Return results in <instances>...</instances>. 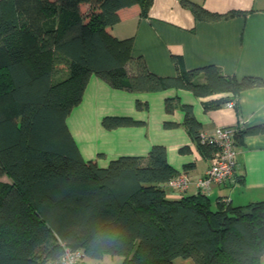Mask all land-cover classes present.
Here are the masks:
<instances>
[{
	"label": "trees",
	"instance_id": "obj_1",
	"mask_svg": "<svg viewBox=\"0 0 264 264\" xmlns=\"http://www.w3.org/2000/svg\"><path fill=\"white\" fill-rule=\"evenodd\" d=\"M151 2L0 0V177L10 179L0 180V264H58L65 248L79 249L82 264H104V255L120 257V264H174L176 257L195 264H260L264 199L232 205L202 190L170 198L166 183L179 172L167 162L164 145H153L145 157L120 155L99 166L83 159L69 131L66 118L91 75L132 92L229 94L204 102L205 109L229 102L237 108L243 89L264 85L260 76L237 79L214 64L161 76L142 58L133 60L132 38H117L106 27L119 21L121 8L137 4L146 15ZM180 3L203 21L241 13ZM177 101L165 98L166 111ZM136 107L147 104L136 101ZM181 107L183 127L210 159L217 146L201 141L191 106ZM101 123L111 129L143 121L104 116ZM232 128L237 145L244 135L264 133V124Z\"/></svg>",
	"mask_w": 264,
	"mask_h": 264
},
{
	"label": "crops",
	"instance_id": "obj_2",
	"mask_svg": "<svg viewBox=\"0 0 264 264\" xmlns=\"http://www.w3.org/2000/svg\"><path fill=\"white\" fill-rule=\"evenodd\" d=\"M212 12L239 11L215 21L197 20L180 0H152L146 15L139 5L121 8L119 21L106 30L117 38H132L133 60L142 58L146 67L161 76H172L177 67L192 69L216 65L224 75L241 79L256 75L264 79V0H192ZM88 4H81L86 12ZM129 63L134 70V62ZM229 94L197 97L191 91L167 88L153 92H132L111 87L101 78L91 75L83 96L66 118V123L83 159L106 166L120 155L146 156L153 145L166 148L167 162L177 172H186L193 182L185 195L200 189L195 179L203 175L210 159L202 157L183 127L184 110L191 106L201 131L212 132L219 126L245 129L264 124V85L243 89L237 108L223 104L205 109L209 102ZM176 97L172 112L165 108V98ZM136 101L146 103L139 109ZM104 116H130L142 120L139 125L105 128ZM173 121L177 126L166 127ZM182 147L189 150L182 152ZM233 176L223 184H210L202 190L212 199H224L232 205H245L264 199V133L244 135ZM185 166H187L185 168ZM167 196L177 195L166 189ZM104 264H120L118 256L104 255ZM174 264H195L190 258L176 257ZM260 264H264V254Z\"/></svg>",
	"mask_w": 264,
	"mask_h": 264
},
{
	"label": "built area",
	"instance_id": "obj_3",
	"mask_svg": "<svg viewBox=\"0 0 264 264\" xmlns=\"http://www.w3.org/2000/svg\"><path fill=\"white\" fill-rule=\"evenodd\" d=\"M227 105L233 106V102ZM234 136L235 129L231 126H219L212 132L201 131V141L214 143L217 149L211 156L210 164L203 175L195 179L194 183L200 190L208 189L213 183L223 184L232 178L239 153ZM192 182L191 176L182 171L169 179L166 186L172 193L180 196L186 192ZM58 264H82L81 251L65 248Z\"/></svg>",
	"mask_w": 264,
	"mask_h": 264
},
{
	"label": "rangeland",
	"instance_id": "obj_4",
	"mask_svg": "<svg viewBox=\"0 0 264 264\" xmlns=\"http://www.w3.org/2000/svg\"><path fill=\"white\" fill-rule=\"evenodd\" d=\"M0 180L9 181L10 179L7 176L3 175V176L0 177Z\"/></svg>",
	"mask_w": 264,
	"mask_h": 264
}]
</instances>
